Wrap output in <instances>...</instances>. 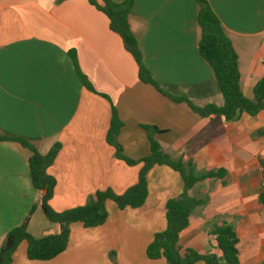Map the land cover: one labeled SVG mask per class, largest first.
<instances>
[{"label":"crops","instance_id":"1","mask_svg":"<svg viewBox=\"0 0 264 264\" xmlns=\"http://www.w3.org/2000/svg\"><path fill=\"white\" fill-rule=\"evenodd\" d=\"M131 1L128 24L158 88L196 107L222 105L214 73L198 52L196 0ZM206 1L237 55L240 90L252 99L255 83L264 76V0ZM77 70L109 101L88 91ZM111 106L124 124L117 141L127 158L148 155L142 126H152L161 131L156 136L161 150L190 163L197 175L224 172L188 191L202 204L180 234L181 252L219 256L211 231L225 223L237 234L239 264H264V206L259 202L264 113H242L235 121L201 117L142 83L108 19L87 0H0V137L6 138L0 140V246L27 218L34 238L61 230L41 210V192L30 179L31 153L18 139L40 154L60 145L47 170L56 181L49 202L56 212L83 206L96 191L122 194L137 182L141 165L118 160L106 143ZM147 190L146 201L136 209L120 210L108 200V217L100 226L71 224L66 249L53 259L29 260L23 241L10 264H168L148 259L145 249L164 230L165 204L182 193L183 183L175 171L155 166L147 174Z\"/></svg>","mask_w":264,"mask_h":264},{"label":"trees","instance_id":"2","mask_svg":"<svg viewBox=\"0 0 264 264\" xmlns=\"http://www.w3.org/2000/svg\"><path fill=\"white\" fill-rule=\"evenodd\" d=\"M87 1L106 16L109 29L121 39L125 49L133 57L137 66L138 79L142 83L154 87L173 102L185 103L192 112L201 117L218 115L226 121H235L242 113L250 117L260 112L264 113V76L255 83L252 90L253 98H246L240 90L237 55L223 31L220 20L206 0H196L198 5L197 23L200 28L198 52L214 73L223 103L220 106L208 104L203 107L194 106L184 97H171L162 92L143 66L135 38L128 24L131 0H126L123 3L100 0L101 4L96 0ZM69 54L77 68L74 52ZM262 64L264 66V59ZM77 72L82 85L88 91L109 101L105 94L94 90L82 73L78 70ZM123 125L116 109L111 106L110 123L105 137L106 143L114 149V156L118 160L128 166L141 165L137 182L122 194H116L111 189L96 191L83 206L63 212L54 211L49 204L56 181L47 173L48 168L54 162L60 145L57 143L46 154H40L26 141L16 140L31 153L28 160L30 179L33 189L41 192V210L46 219L51 223L60 225L61 230L58 234L34 238L27 231V218L20 226L11 229L6 234L0 246V264H10L13 253L23 241L27 245L26 256L29 260L47 261L53 259L66 249L71 224L80 223L84 228H93L106 221L108 217L106 202L108 200L113 201L120 210L127 207L131 209L141 207L148 195L147 174L155 166H166L178 173L183 183V191L177 198L169 199L166 202V226L164 230L153 235L152 241L145 249L146 257L150 260L164 259L168 264H196L198 262L204 264H239L238 238L234 228L229 224L224 223L211 231L216 248L220 252L219 256L215 254L201 255L191 249H186L182 253L178 246L180 234L188 227L192 211L202 204V201L191 197L188 191L195 184L205 179L222 178L224 172H208L197 175L190 163H185L181 159H172L161 150L156 139L161 131L152 126H142L149 143L148 155L139 160L129 159L124 155L123 149L117 141ZM262 134H264V130ZM0 140H6V138L0 137ZM262 173L264 178V163H262ZM259 202L264 206V192L260 194ZM33 210L34 207H32L29 216Z\"/></svg>","mask_w":264,"mask_h":264},{"label":"rangeland","instance_id":"3","mask_svg":"<svg viewBox=\"0 0 264 264\" xmlns=\"http://www.w3.org/2000/svg\"><path fill=\"white\" fill-rule=\"evenodd\" d=\"M125 191H126V190H125ZM125 191H124V192H125ZM124 192H123V193H124Z\"/></svg>","mask_w":264,"mask_h":264}]
</instances>
